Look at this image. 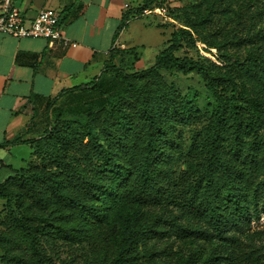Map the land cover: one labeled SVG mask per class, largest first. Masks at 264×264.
I'll use <instances>...</instances> for the list:
<instances>
[{
	"label": "trees",
	"instance_id": "1",
	"mask_svg": "<svg viewBox=\"0 0 264 264\" xmlns=\"http://www.w3.org/2000/svg\"><path fill=\"white\" fill-rule=\"evenodd\" d=\"M153 2L129 3L115 41ZM192 36L190 29H176L154 64L134 71L117 62L128 49L115 44L99 75L48 98L28 129L0 143L28 144L42 158L41 164L19 168L0 160L2 260L63 264L57 262L60 242L90 241L102 250L78 264L264 262V249L244 237L264 210L263 45L249 47L231 71L219 72L177 54ZM162 70H198L215 98L188 150L178 128L204 114ZM62 97L73 100L70 109L51 121L49 111ZM46 113L42 135L31 137ZM181 162L196 175L182 208L185 224L167 207ZM179 236L197 245L177 251L173 260L168 251Z\"/></svg>",
	"mask_w": 264,
	"mask_h": 264
},
{
	"label": "rangeland",
	"instance_id": "2",
	"mask_svg": "<svg viewBox=\"0 0 264 264\" xmlns=\"http://www.w3.org/2000/svg\"><path fill=\"white\" fill-rule=\"evenodd\" d=\"M142 1L132 0L131 6L136 7ZM164 7L168 9L166 14L161 10ZM151 8L152 13L143 12L135 16L129 21L135 22L122 30L121 41L125 40V43L119 45L128 50L119 54L117 62L120 61L129 71L153 65L157 54L168 45L173 31L182 28L190 29L193 36L184 41L177 54L203 60L219 72L231 71L236 59L244 58L247 49L253 45H263L264 50V0H234L231 4L222 0H154ZM161 74L179 93L194 100L203 111L201 121L178 128L177 134H181L184 148L188 150L195 134L202 132V127L207 124L210 105L214 104L215 98L198 70H162ZM92 98L95 99L91 96L84 99L89 101ZM72 101L69 97L58 98L49 111L51 121L56 119L59 112L70 109ZM42 115L33 125L31 137H39L46 128L47 113L46 116ZM1 156L16 168L42 163V158L28 144L14 145L10 154ZM175 176L172 185L174 193L167 203L168 214L180 217V222L185 224L187 218L182 208L190 198L196 175L187 168L186 163L181 162L175 167ZM4 214L5 200L0 199V217ZM244 237L264 249V210H261L259 217L253 218ZM173 241L169 247L172 250L168 251L173 260L177 251L187 253L197 245L190 237L179 236ZM58 246L60 259L57 262L63 264L81 263L102 250L99 242L90 241L78 245L60 242ZM2 255L0 248V264H7L2 260Z\"/></svg>",
	"mask_w": 264,
	"mask_h": 264
},
{
	"label": "crops",
	"instance_id": "3",
	"mask_svg": "<svg viewBox=\"0 0 264 264\" xmlns=\"http://www.w3.org/2000/svg\"><path fill=\"white\" fill-rule=\"evenodd\" d=\"M131 1L11 0L28 21L42 9L58 11L69 43L0 33V143L28 129L48 98L101 73L110 50L125 43L123 32L116 41L115 34ZM13 146L0 147V154Z\"/></svg>",
	"mask_w": 264,
	"mask_h": 264
},
{
	"label": "built area",
	"instance_id": "4",
	"mask_svg": "<svg viewBox=\"0 0 264 264\" xmlns=\"http://www.w3.org/2000/svg\"><path fill=\"white\" fill-rule=\"evenodd\" d=\"M128 7L129 5L126 4ZM163 14L167 8L161 9ZM153 10L146 9L145 13H152ZM0 33L14 37H43L53 43L55 40H62L69 43V39L63 34L60 23V13L53 9H42L37 16L28 21L22 10L12 4L11 0L0 3Z\"/></svg>",
	"mask_w": 264,
	"mask_h": 264
}]
</instances>
